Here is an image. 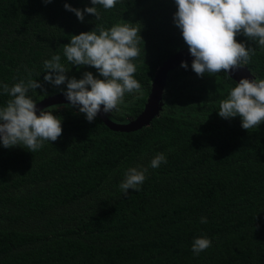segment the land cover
Returning a JSON list of instances; mask_svg holds the SVG:
<instances>
[{
	"label": "trees",
	"instance_id": "1",
	"mask_svg": "<svg viewBox=\"0 0 264 264\" xmlns=\"http://www.w3.org/2000/svg\"><path fill=\"white\" fill-rule=\"evenodd\" d=\"M83 10L91 0H0V86L38 80L35 102L66 91L45 82L43 62L60 55L68 78L94 67L70 65L63 54L71 35L129 23L140 30L134 78L140 93L125 94L109 113L127 122L144 109L158 68L188 48L174 23L175 0H117L97 6L100 19L81 22L65 4ZM248 65L264 79V49ZM188 63L169 72L163 108L137 131L87 121L78 107H48L62 135L32 153L0 143V264H264V123L245 130L241 118L218 115L236 81L227 73L198 76ZM29 73L31 76L29 77ZM90 87V86H89ZM12 97L0 87V106ZM163 153L167 162L151 168ZM147 168L138 191L120 190L128 168ZM206 217L207 223H200ZM207 237L199 255L191 245Z\"/></svg>",
	"mask_w": 264,
	"mask_h": 264
},
{
	"label": "clouds",
	"instance_id": "2",
	"mask_svg": "<svg viewBox=\"0 0 264 264\" xmlns=\"http://www.w3.org/2000/svg\"><path fill=\"white\" fill-rule=\"evenodd\" d=\"M50 2L44 0L46 4ZM91 4L81 10L66 3L65 8L74 12L81 22L85 13L94 14L99 20L97 6L113 9L117 0H91ZM175 4L174 23L181 30L193 57L191 68L198 76L206 73L215 76L221 72L230 75L249 64L255 49L238 42V35L264 49V0H175ZM138 32L125 23L71 35L70 42L63 47L67 61L78 68L94 67L103 79L90 71L84 72L81 79L68 78L65 73L69 68L61 63L60 55H53L43 62L44 81L54 86L66 83L64 95L89 122L95 120L101 106L104 113L119 110L126 93L141 92V84L134 78L137 70L134 61L141 54L138 43L142 38ZM180 66L187 69L188 63L182 61ZM0 87L3 94L12 97L0 106V143L5 148L22 146L34 153L45 142H54L62 135L61 119L46 109L37 115L36 102L27 95L30 89L43 87L38 80L21 79L12 87L7 84ZM218 115L224 119L239 116L245 130L258 128L264 123V79L241 78L219 102ZM166 162L165 155L159 153L151 160L150 167L155 169ZM146 172L147 168H128L119 185L121 192L138 191ZM200 223H207V218L201 217ZM209 247L211 240L207 237H197L191 245L196 255Z\"/></svg>",
	"mask_w": 264,
	"mask_h": 264
},
{
	"label": "water",
	"instance_id": "3",
	"mask_svg": "<svg viewBox=\"0 0 264 264\" xmlns=\"http://www.w3.org/2000/svg\"><path fill=\"white\" fill-rule=\"evenodd\" d=\"M192 60L193 57L191 56L189 49L185 48L172 54L163 62V64L158 68V71L155 75L154 81L152 83V89L147 99L146 105L137 117L130 119L127 122H116L109 117V113L103 112V106H101V112L97 116L100 117L109 128L115 131H137L150 125L152 120L160 114L163 108V94L169 72L179 67L182 61L190 63L192 62ZM229 76L237 83L241 78H248L250 80L256 79L254 74L246 65L242 66L235 72H232ZM57 104H70V102L64 95V91L47 96L42 100L36 102L37 115H39L40 110L47 109L48 107Z\"/></svg>",
	"mask_w": 264,
	"mask_h": 264
}]
</instances>
